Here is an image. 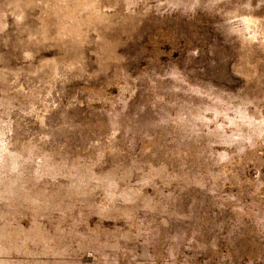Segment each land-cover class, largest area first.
Segmentation results:
<instances>
[{
  "label": "rangeland",
  "instance_id": "rangeland-1",
  "mask_svg": "<svg viewBox=\"0 0 264 264\" xmlns=\"http://www.w3.org/2000/svg\"><path fill=\"white\" fill-rule=\"evenodd\" d=\"M0 264H264V0H0Z\"/></svg>",
  "mask_w": 264,
  "mask_h": 264
},
{
  "label": "bare ground",
  "instance_id": "bare-ground-1",
  "mask_svg": "<svg viewBox=\"0 0 264 264\" xmlns=\"http://www.w3.org/2000/svg\"><path fill=\"white\" fill-rule=\"evenodd\" d=\"M248 19V18H247Z\"/></svg>",
  "mask_w": 264,
  "mask_h": 264
}]
</instances>
